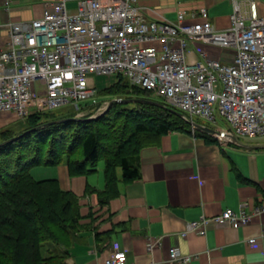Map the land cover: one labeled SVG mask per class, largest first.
<instances>
[{
	"label": "built area",
	"instance_id": "obj_1",
	"mask_svg": "<svg viewBox=\"0 0 264 264\" xmlns=\"http://www.w3.org/2000/svg\"><path fill=\"white\" fill-rule=\"evenodd\" d=\"M230 3V25L217 30L205 10L196 21L187 20L185 11L171 21L147 17L137 0H52L39 17L8 25L0 50V113L23 122L65 106L80 111V103L95 100L94 78L110 76L148 92L194 130L213 132L220 144L262 141L264 15L254 0ZM196 42L231 57L223 61L206 51L189 57ZM262 213L264 203L249 210L242 202L237 210L189 222L186 231L203 236L210 224L238 229ZM167 260L185 263L190 257L170 248ZM102 264H126V254L113 243Z\"/></svg>",
	"mask_w": 264,
	"mask_h": 264
},
{
	"label": "crops",
	"instance_id": "obj_2",
	"mask_svg": "<svg viewBox=\"0 0 264 264\" xmlns=\"http://www.w3.org/2000/svg\"><path fill=\"white\" fill-rule=\"evenodd\" d=\"M50 1L0 0V50L8 42L11 22L39 17ZM254 1L258 13L264 15V0ZM137 2L152 19L161 15L172 21L185 11L187 20L196 21L200 10H205L215 29L230 25V0ZM200 51L223 61L231 57L230 51L201 42L190 46L188 56L201 58ZM104 77L114 83L113 77L96 76L95 85ZM15 124L11 114L0 113V131ZM197 132L169 131L141 148L138 178L120 181L117 196L104 206L96 195L105 186L103 163L93 173L74 177L69 176L64 163L30 168L35 181L54 179L61 189L79 198L80 229L67 249L64 264H102L113 243L125 252L126 264H264V213L251 216L249 223L238 229L210 224L203 236L186 231L187 224L201 216L213 217L226 208L237 210L242 202L249 210L264 203V149L254 147L264 141H240L247 147L223 145ZM94 175L102 176L101 180L93 179ZM87 188L95 193L85 194ZM250 238L257 241L249 243ZM153 241L155 246L148 250ZM170 248H177L190 260L168 261Z\"/></svg>",
	"mask_w": 264,
	"mask_h": 264
},
{
	"label": "trees",
	"instance_id": "obj_3",
	"mask_svg": "<svg viewBox=\"0 0 264 264\" xmlns=\"http://www.w3.org/2000/svg\"><path fill=\"white\" fill-rule=\"evenodd\" d=\"M102 94L126 102L113 103L89 121L80 117L48 124L75 118V114L49 115L61 111L58 109L33 114L20 121L18 129L11 126L0 131V144L16 138L0 146V264H64L67 249L80 229L79 198L61 189L54 179L35 181L30 168L64 163L69 176L74 177L95 172L101 161L105 186L96 195L99 205L104 206L117 196L120 181L128 183L138 178L141 148L169 131H191L188 122L149 103L154 99L148 92L130 86L123 78L97 91L95 97ZM122 116L124 120H119ZM130 117L134 120L131 126L127 123ZM197 134L212 138L202 131ZM102 140L113 143L111 148H104ZM92 193L95 191L91 188L85 191Z\"/></svg>",
	"mask_w": 264,
	"mask_h": 264
},
{
	"label": "rangeland",
	"instance_id": "obj_4",
	"mask_svg": "<svg viewBox=\"0 0 264 264\" xmlns=\"http://www.w3.org/2000/svg\"><path fill=\"white\" fill-rule=\"evenodd\" d=\"M225 54H227L226 55L227 57H230L229 52H225ZM111 85H112V83H111L109 77H104L102 82H97L96 83V89H97V91H99L100 89H107ZM109 93H113V91H110ZM95 98H96L95 100H89V101L80 103V108H83L80 111H76L74 108H72L70 106H65V107L60 108L61 111L54 112V113H51L49 115L50 116H56V117H63V116L69 115V114L70 115L75 114L74 117H77V118H80V117H88V118L97 117V116H99L101 114L103 109L106 108L108 102L110 100H112L113 98L115 99L116 96H111V95L107 96V95L102 94L101 96L95 97ZM154 101H156V99H154ZM97 103H99V104H97ZM94 104H97V105H94ZM92 105H94V106L93 107H88V106H92ZM119 120H124L123 116ZM133 121L134 120L132 119V117H130V120L127 121V123H129V125L131 126V125H133ZM17 124L18 125L15 124L16 126L14 125L12 127L15 128V129H18L20 127L19 121L17 122ZM220 125L224 126V124H222V123H220ZM190 126H191V130L194 131V129L192 128V125H190ZM258 141H261V140H258ZM262 141H264V140H262ZM112 144L113 143H108L107 144L105 141L102 140V145H103L104 148H108ZM101 164H102V162L100 161L97 166L101 167ZM92 178L95 179V180H96V178L101 180L102 176L94 175Z\"/></svg>",
	"mask_w": 264,
	"mask_h": 264
},
{
	"label": "water",
	"instance_id": "obj_5",
	"mask_svg": "<svg viewBox=\"0 0 264 264\" xmlns=\"http://www.w3.org/2000/svg\"><path fill=\"white\" fill-rule=\"evenodd\" d=\"M125 102H126V100H122V99H112V100H110V101L108 102L106 108L101 112V114H100L99 116H101L103 113H105V111H106V110L109 108V106L112 105L113 103H125ZM148 102H149V103H152V104H154V105H157V106L163 107V108H165V109H167V110H169V111L175 113L176 115L181 116V115H180L178 112H176L175 110L170 109V108H167V107L163 106L161 103H159V102H157V101H152V100H150V101H148ZM99 116H97V117H99ZM97 117H90V118H87V119H84V120H85V121H89V120L96 119ZM76 120H79V119H78L77 117H75V118H64V119H59V120L51 121V122H49L48 124H53V123H66V122H71V121H76ZM189 124L192 125L193 123H189ZM203 131H204L205 133L209 134V135H213V134H214L213 132L208 131V130H203ZM15 139H16V138L8 139V140L2 142V143L0 144V146H1V145L8 144V143H11V142H13ZM231 144H235V145L242 146V147L244 146L243 144H241V143H240L239 141H237V140H234ZM244 147H247V146H244ZM254 147L259 148V149H264V145H257V146H254Z\"/></svg>",
	"mask_w": 264,
	"mask_h": 264
}]
</instances>
